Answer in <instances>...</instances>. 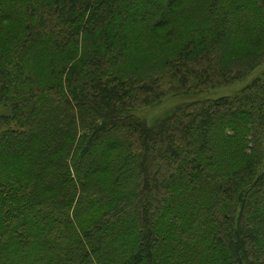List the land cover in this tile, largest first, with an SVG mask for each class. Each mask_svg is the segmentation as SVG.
Here are the masks:
<instances>
[{"label": "trees", "instance_id": "obj_1", "mask_svg": "<svg viewBox=\"0 0 264 264\" xmlns=\"http://www.w3.org/2000/svg\"><path fill=\"white\" fill-rule=\"evenodd\" d=\"M264 0H0V264H264ZM4 109V110H2Z\"/></svg>", "mask_w": 264, "mask_h": 264}, {"label": "rangeland", "instance_id": "obj_2", "mask_svg": "<svg viewBox=\"0 0 264 264\" xmlns=\"http://www.w3.org/2000/svg\"><path fill=\"white\" fill-rule=\"evenodd\" d=\"M258 77H264V64L261 65L254 73L247 78L246 81L238 83L231 87L221 88L205 92L199 95L180 96L167 99L163 104L158 107H153L144 111H141L139 115L141 118L148 120L149 123H154L161 118H164L166 113L172 111L178 105L195 100L217 99L225 96H233L241 89L249 85L253 80ZM4 110V109H2Z\"/></svg>", "mask_w": 264, "mask_h": 264}]
</instances>
